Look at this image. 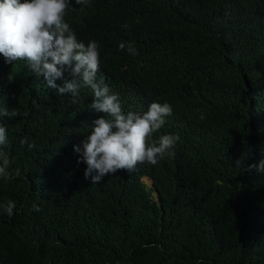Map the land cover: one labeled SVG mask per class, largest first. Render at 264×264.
<instances>
[{
	"label": "trees",
	"instance_id": "1",
	"mask_svg": "<svg viewBox=\"0 0 264 264\" xmlns=\"http://www.w3.org/2000/svg\"><path fill=\"white\" fill-rule=\"evenodd\" d=\"M65 20L166 97L152 139H180L156 165L92 184L74 152L83 88L68 110L26 62L6 64L0 107L19 115L0 124L20 175L0 179V264H264V174L234 164L264 160V0H72Z\"/></svg>",
	"mask_w": 264,
	"mask_h": 264
},
{
	"label": "clouds",
	"instance_id": "2",
	"mask_svg": "<svg viewBox=\"0 0 264 264\" xmlns=\"http://www.w3.org/2000/svg\"><path fill=\"white\" fill-rule=\"evenodd\" d=\"M85 2L75 0V4ZM70 3L72 0H0L1 73L5 76L6 64L26 62L29 73L42 78L48 91L56 90L58 95L53 99L62 100L68 110L78 103L83 88L89 105L78 106L74 118L82 134L76 137L80 142L74 145V152L79 154L78 163L86 165L84 177L92 184H99L103 177L122 170L133 172L138 164L156 165L180 139L171 134L152 139L172 114V106L158 88L117 70L97 38L66 22ZM123 27L127 29L129 25ZM118 48L127 49L129 55H138L132 42L122 41ZM8 78L11 81L14 77L10 73ZM122 104L131 110L125 112ZM18 115L15 110L0 107V117ZM26 142L21 140L22 145ZM7 144V129L0 124V179L3 180L20 175L18 169L14 174L9 171L10 159L4 150ZM28 147L35 145L28 143ZM234 164L238 168L246 164L245 172L255 169L264 174V160L249 164L247 154L245 159L237 158ZM146 177L152 183V178ZM33 207L39 211L37 206ZM14 208L13 201L3 205L9 217L14 214Z\"/></svg>",
	"mask_w": 264,
	"mask_h": 264
},
{
	"label": "rangeland",
	"instance_id": "3",
	"mask_svg": "<svg viewBox=\"0 0 264 264\" xmlns=\"http://www.w3.org/2000/svg\"><path fill=\"white\" fill-rule=\"evenodd\" d=\"M144 180L145 182H147L148 185H151V180L149 178L146 177Z\"/></svg>",
	"mask_w": 264,
	"mask_h": 264
}]
</instances>
